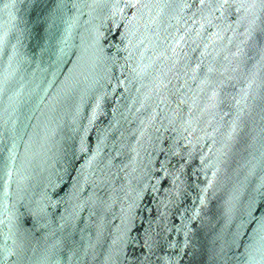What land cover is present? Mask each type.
I'll list each match as a JSON object with an SVG mask.
<instances>
[{"label":"water","instance_id":"1","mask_svg":"<svg viewBox=\"0 0 264 264\" xmlns=\"http://www.w3.org/2000/svg\"><path fill=\"white\" fill-rule=\"evenodd\" d=\"M0 264H264V0H0Z\"/></svg>","mask_w":264,"mask_h":264}]
</instances>
